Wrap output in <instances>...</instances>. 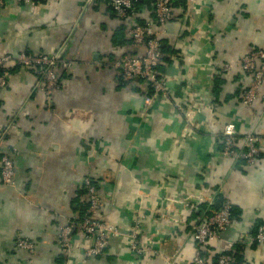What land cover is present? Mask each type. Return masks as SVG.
<instances>
[{"label": "crops", "instance_id": "1", "mask_svg": "<svg viewBox=\"0 0 264 264\" xmlns=\"http://www.w3.org/2000/svg\"><path fill=\"white\" fill-rule=\"evenodd\" d=\"M155 2L140 0L130 21L118 19L109 0L0 9V56L62 49L75 62L72 69L62 66L60 90L51 96L34 91L35 73L24 68L0 89V126L15 123L1 153L13 155L16 171L13 186L0 176V264H193V228L217 193L232 201L233 220L205 246V257L214 262L236 243L238 264H264V245L254 241L264 224V85L248 109L240 90L250 76L237 66L220 71L264 49V0H186L187 8L176 6L174 19L159 29L169 59L161 62L167 95L147 101L146 85L121 84L112 65L144 55L145 46L129 41L128 27L154 20ZM230 123L238 145L251 131L260 136L255 167L222 154V129ZM87 177L103 198L95 217L121 235L88 260L89 244L77 232L67 260L58 231L82 213ZM137 216L152 241L151 253L140 261L127 236ZM19 238L34 251L18 249Z\"/></svg>", "mask_w": 264, "mask_h": 264}, {"label": "built area", "instance_id": "2", "mask_svg": "<svg viewBox=\"0 0 264 264\" xmlns=\"http://www.w3.org/2000/svg\"><path fill=\"white\" fill-rule=\"evenodd\" d=\"M58 0H0V9L11 3L35 7L39 3L51 4ZM95 0H86L91 5ZM186 0H156L154 6V20L147 21L143 25L132 24L128 27V36L134 46H145L142 56L130 55L118 58L113 62V68L117 71L120 83L123 85L142 81L149 93L147 101L157 96L167 95V77L159 71L163 58L162 44L160 40V28H164L174 19L175 4H185ZM109 6L120 20H132L137 15V0H109ZM187 8V3L185 4ZM62 49L53 54H31L20 52L17 55L0 56V89L8 85V80L14 68H24L35 73L36 84L34 91L43 92L51 96L60 90V69L65 66L72 69L75 62L67 58ZM235 66L250 76V84H243L240 90V99L244 107L252 109L258 100L260 91L264 85V49H258L245 55L237 62L225 64L221 68L222 73L231 71ZM15 128L11 122L6 126H0V176L3 184L13 186L15 184V165L11 153H1L7 136ZM238 132L232 123L226 124L222 129L223 150L222 154L235 161L244 160L245 165L255 167L261 158V138L251 131L238 145ZM85 197L88 208L85 214L66 225H61L58 231V242L61 254L68 260L74 247V238L77 232L82 233L89 247L85 250L86 259L100 256L106 250L109 240L121 235L120 231L97 219V214L102 205L103 198L100 195L97 184L90 177L83 181ZM233 203L225 199L222 208L212 217L202 220L193 228V240L198 249L192 260L193 264H233L232 249L236 243H230L225 251L219 255L215 262L204 257L205 246L211 241L219 240L221 235L232 225ZM129 248L142 260L152 251V241L143 234V217L137 216L131 224L129 233ZM242 241V240H241ZM254 241L264 245V225L257 228ZM20 250L34 251L33 244L23 238H19L16 244ZM158 254L157 252H154ZM165 258V257H164ZM169 263L170 260L165 258Z\"/></svg>", "mask_w": 264, "mask_h": 264}, {"label": "trees", "instance_id": "3", "mask_svg": "<svg viewBox=\"0 0 264 264\" xmlns=\"http://www.w3.org/2000/svg\"><path fill=\"white\" fill-rule=\"evenodd\" d=\"M140 4V0H137V6ZM181 6V5H183V6H185V4H175L174 5V7H176V6ZM147 21H143V22H139V23H137L138 25H143V24H145ZM129 41H131V43H132V40L130 39ZM161 43H162V41H161ZM133 44V43H132ZM162 51H163V54H164V48H163V46H162ZM166 59L167 60H169L168 58H162V61H166ZM161 61V62H162ZM161 67H162V64H160V66H159V71L162 73V74H165L162 70H161ZM16 68H14L13 69V71L15 70ZM150 93V92H149ZM238 162H241V163H244L245 164V162H244V160H239ZM94 181V180H93ZM95 182V181H94ZM96 183V182H95ZM83 192L85 193V189H83ZM224 202H225V198L221 195V194H216V196H215V198H214V200L211 202V203H209V204H206V205H203L202 206V212L204 213V219H206V218H210V217H212L216 212H218L221 208H222V206H223V204H224ZM87 208H88V203H87V201H86V204H85V206L83 207V210H82V213L80 214V216L79 217H81V216H83L84 214H85V211L87 210ZM233 214H234V211L232 210V220H233ZM202 216V217H203ZM203 219V220H204ZM202 221H200L198 224H200ZM261 225H264V224H260L259 226H261ZM258 226V227H259ZM240 248H238L237 247V244H235V246L233 247V249H232V256H233V259H234V263L233 264H238L239 263V261L240 260H242L240 257H241V253H240ZM203 255H204V252H203ZM204 257H205V255H204ZM218 259V258H217ZM215 262V261H214Z\"/></svg>", "mask_w": 264, "mask_h": 264}]
</instances>
